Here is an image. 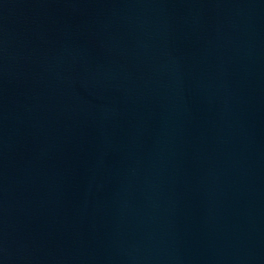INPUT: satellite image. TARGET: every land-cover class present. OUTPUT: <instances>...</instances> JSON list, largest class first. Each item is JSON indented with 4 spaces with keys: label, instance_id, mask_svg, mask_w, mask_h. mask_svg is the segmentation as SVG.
I'll return each mask as SVG.
<instances>
[{
    "label": "water",
    "instance_id": "95a60500",
    "mask_svg": "<svg viewBox=\"0 0 264 264\" xmlns=\"http://www.w3.org/2000/svg\"><path fill=\"white\" fill-rule=\"evenodd\" d=\"M0 264H264V0H0Z\"/></svg>",
    "mask_w": 264,
    "mask_h": 264
}]
</instances>
